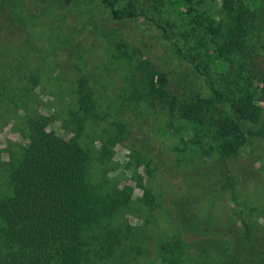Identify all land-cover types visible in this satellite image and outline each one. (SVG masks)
<instances>
[{
    "label": "rangeland",
    "instance_id": "rangeland-1",
    "mask_svg": "<svg viewBox=\"0 0 264 264\" xmlns=\"http://www.w3.org/2000/svg\"><path fill=\"white\" fill-rule=\"evenodd\" d=\"M0 1V196L9 193L6 165L20 156L26 141V113L51 116V128L71 136L74 125L66 129L64 118L71 119L67 113L75 80L84 74L96 92L100 116L86 123L80 140L96 156L95 171L97 157L107 147L105 175L133 188L128 218L138 227L137 234L144 230L151 236H181L187 243L184 264L261 263L264 0H249L247 14L254 32L232 68L245 78L249 75L262 89L260 118L253 135L225 164L215 156L189 151L181 155L176 146L188 136L184 122L160 104L132 94L136 88L142 91L144 70L154 65L167 74L170 93L213 95L207 76L190 60L189 41L181 36L185 26L173 13L154 12L151 0H138L142 14L129 20L112 18L101 0ZM123 1L117 0V5ZM202 5L217 12L220 0H202ZM122 42L130 48L119 47ZM131 47L142 49L145 57ZM33 75L37 85L30 101L26 106L14 104ZM210 79L222 89L221 79L214 74ZM115 134L120 140L111 144ZM228 176L233 186L227 184ZM140 184L153 193L154 205L144 206L139 200ZM133 255V264H160L155 256L143 260L136 251Z\"/></svg>",
    "mask_w": 264,
    "mask_h": 264
},
{
    "label": "trees",
    "instance_id": "trees-1",
    "mask_svg": "<svg viewBox=\"0 0 264 264\" xmlns=\"http://www.w3.org/2000/svg\"><path fill=\"white\" fill-rule=\"evenodd\" d=\"M151 1L154 12L173 13L185 26L181 36L189 41L190 60L207 76L213 95L170 93L167 74L154 65L144 70L142 91L136 88L132 94L160 104L184 122L188 136L181 137L176 146L181 155L189 151L215 156L225 164L253 135L260 118L262 89L249 75L245 78L232 69L254 32L247 14L250 2L220 0L216 12L204 9L202 0ZM101 2L116 20L138 18L143 10L138 0L120 5L117 0ZM120 46L130 48L128 43ZM134 51L145 57L142 49ZM212 74L222 80V89L215 87ZM35 85L33 75L12 102L26 106ZM97 108L96 92L83 74L75 80L72 108L67 113L71 119L64 118L66 129L74 125L71 136L54 131L51 116L26 113V141L20 156L6 165L9 193L0 196V264H133L134 251L143 260L152 255L160 264H184L187 243L181 236H151L144 230L137 234L138 227L128 218L133 188L105 175L107 147L97 157L99 168L94 170L96 156L80 136L86 123L100 116ZM119 140L115 134L110 143ZM231 178L227 177V184L233 186ZM140 187L142 204L154 205L153 193ZM258 260L264 264V255Z\"/></svg>",
    "mask_w": 264,
    "mask_h": 264
}]
</instances>
